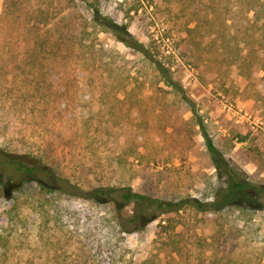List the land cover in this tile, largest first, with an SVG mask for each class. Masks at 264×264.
<instances>
[{
	"label": "rangeland",
	"instance_id": "obj_1",
	"mask_svg": "<svg viewBox=\"0 0 264 264\" xmlns=\"http://www.w3.org/2000/svg\"><path fill=\"white\" fill-rule=\"evenodd\" d=\"M0 17V148L83 191L209 202L226 181L202 125L264 187V0H0ZM39 195L32 181L0 201V264H264V196L207 215L181 203L122 234L110 202Z\"/></svg>",
	"mask_w": 264,
	"mask_h": 264
},
{
	"label": "trees",
	"instance_id": "obj_2",
	"mask_svg": "<svg viewBox=\"0 0 264 264\" xmlns=\"http://www.w3.org/2000/svg\"><path fill=\"white\" fill-rule=\"evenodd\" d=\"M4 15H7L6 12ZM3 17H0V23H2ZM98 18L100 19H94V21L102 25L110 36L154 62L164 82L176 87V84L167 76L166 68L160 62L153 61L151 54L142 42L126 33L125 29H119L112 20L100 16ZM201 130L207 150L220 160L217 168L221 175L225 176L226 181V186L215 194L213 201L163 202L140 194L131 187L100 186L92 191H83L67 178L57 174L51 166L43 163L40 156L38 158L30 154L11 153L3 148H0V201L13 199L16 193L22 192L28 182L34 181L40 194L39 200L42 197L50 201L65 195L92 199L99 203L110 202L113 206L109 219L112 226L114 224V227L122 234H133L144 230L149 223L155 220L156 211L160 213L177 211L180 209L181 203L190 204L198 212L207 215L220 211L236 198L245 196L257 199L264 196V187L251 183L236 165L224 160L202 125ZM112 263V259H106V264Z\"/></svg>",
	"mask_w": 264,
	"mask_h": 264
}]
</instances>
